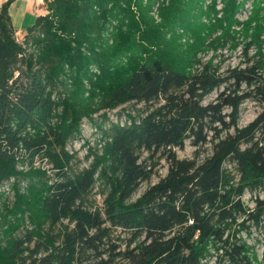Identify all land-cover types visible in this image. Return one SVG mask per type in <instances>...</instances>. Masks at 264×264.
<instances>
[{"label":"trees","instance_id":"obj_1","mask_svg":"<svg viewBox=\"0 0 264 264\" xmlns=\"http://www.w3.org/2000/svg\"><path fill=\"white\" fill-rule=\"evenodd\" d=\"M13 2L0 4V264H262L244 235L264 220V107L238 117L264 104V0H45L21 38ZM129 102L146 107L110 121ZM86 122L100 135L77 170ZM187 140L209 153L178 158ZM157 153L166 174L133 198Z\"/></svg>","mask_w":264,"mask_h":264},{"label":"rangeland","instance_id":"obj_2","mask_svg":"<svg viewBox=\"0 0 264 264\" xmlns=\"http://www.w3.org/2000/svg\"><path fill=\"white\" fill-rule=\"evenodd\" d=\"M4 0H0V4ZM26 4H28L29 8H26ZM46 8L45 0H14V2L10 6V15L13 22V25L18 28L19 24H21L22 20L24 21L23 13L26 12L27 22L25 25L30 23V21L33 20V17L30 18L33 15H36L40 10ZM244 14H241V17H243ZM32 19V20H31ZM23 35V32H17L16 36L18 38H21ZM253 51L250 50L249 54H251ZM222 54H224L225 60L222 63L221 70H225L228 67L235 66L237 64H241L242 60H244V56L242 55V51L239 47V50H236L234 52H230L228 50H223ZM219 59V57L217 58ZM243 65V64H242ZM264 75V72H263ZM217 91H213L205 101H209L213 99L216 96ZM146 107V104L143 102L136 103V102H129L124 105H121L113 110H110L108 112V116L110 121L112 122H118L121 120H124L127 113H130L132 115L138 114L142 112ZM264 107V104H261L253 99H246L244 100L239 109V117H238V125L243 126L247 124L249 121H251ZM99 133H96L95 127L91 126L88 122L83 124L81 126L80 130V139L78 141L71 142V149L76 151V158L73 163L74 169H81L82 167H85L89 164L91 160V156H89L87 159L85 158L88 147H95L96 142L99 138ZM208 145L201 146L199 149L194 147L189 140L185 141V144L183 148L179 149L176 148V154L178 158H192L194 156V152L198 151V158H203L209 153ZM149 154L147 152H143L141 158H147ZM154 161L156 162V166L154 168V173L152 174L151 178L149 180L142 181L138 188L135 191V194L133 198L137 197L144 189H146L149 185L155 183L160 179L162 176H164L167 172V161L164 157H161L159 153L152 156L150 159H148V162ZM226 166L230 168L233 172H235L234 165L232 163H226ZM102 187L100 186L99 182H96L95 185L92 187L90 192L85 197V205L88 208L94 209V208H101L102 206V200H103V194L101 193ZM261 190H255L254 192L246 191L243 196L242 200L245 204L248 206H253V199L257 195H261ZM248 242L254 245V248L256 249L259 259L262 260V264H264V220L262 221V224L260 226H251L249 228V232L247 235H244ZM127 240V236L124 232L121 230H113L111 234V241L121 244L122 247L125 246Z\"/></svg>","mask_w":264,"mask_h":264},{"label":"crops","instance_id":"obj_3","mask_svg":"<svg viewBox=\"0 0 264 264\" xmlns=\"http://www.w3.org/2000/svg\"><path fill=\"white\" fill-rule=\"evenodd\" d=\"M36 1H38V0H36ZM42 1V0H41ZM44 8V7H43ZM26 11V10H25ZM24 11V13H23V16H25L24 18V21L22 20L21 22V24H19V26H18V28H16L15 26V29H16V31L17 32H23V30H24V28L26 27V25H25V23L27 22L26 20H27V17H26V12ZM46 12V8H44V9H42V10H40L36 15H39V14H44ZM32 16L30 17V18H32L33 16L35 17L36 15H33V14H31ZM34 17H33V19H34ZM32 20V19H31ZM33 21V20H32ZM32 21H30V23L32 22ZM29 24V23H28Z\"/></svg>","mask_w":264,"mask_h":264},{"label":"built area","instance_id":"obj_4","mask_svg":"<svg viewBox=\"0 0 264 264\" xmlns=\"http://www.w3.org/2000/svg\"><path fill=\"white\" fill-rule=\"evenodd\" d=\"M218 8L220 7V4H218V6H217ZM250 4L249 3H246L245 4V11H243L244 13V16L243 17H245L246 16V12H248L249 11V9H250ZM242 18V17H241Z\"/></svg>","mask_w":264,"mask_h":264},{"label":"bare ground","instance_id":"obj_5","mask_svg":"<svg viewBox=\"0 0 264 264\" xmlns=\"http://www.w3.org/2000/svg\"><path fill=\"white\" fill-rule=\"evenodd\" d=\"M26 8H29V7H28V4H26V7H25V9H26Z\"/></svg>","mask_w":264,"mask_h":264}]
</instances>
